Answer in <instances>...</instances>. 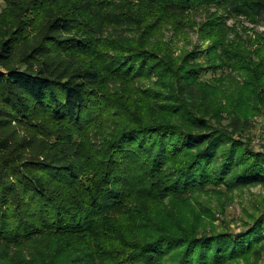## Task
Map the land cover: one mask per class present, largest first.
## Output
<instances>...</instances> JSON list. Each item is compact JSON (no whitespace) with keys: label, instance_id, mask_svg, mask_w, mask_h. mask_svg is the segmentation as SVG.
Returning a JSON list of instances; mask_svg holds the SVG:
<instances>
[{"label":"trees","instance_id":"16d2710c","mask_svg":"<svg viewBox=\"0 0 264 264\" xmlns=\"http://www.w3.org/2000/svg\"><path fill=\"white\" fill-rule=\"evenodd\" d=\"M1 1L0 264L257 263L264 209L228 230L198 197L264 188V35L226 22L264 0ZM198 10L181 62L159 34Z\"/></svg>","mask_w":264,"mask_h":264},{"label":"rangeland","instance_id":"374dc122","mask_svg":"<svg viewBox=\"0 0 264 264\" xmlns=\"http://www.w3.org/2000/svg\"><path fill=\"white\" fill-rule=\"evenodd\" d=\"M2 6L3 2L0 0V8ZM206 19L204 11H195L187 19L190 24L185 25L184 28L175 29L172 24L165 27L159 34V41L162 42L163 48L170 47L174 55L180 56L182 59L187 52L196 50L200 45L204 48L211 43V38L203 37L197 30ZM226 22L229 27L235 28L236 32H232L231 37L238 36L243 39L254 40L257 34L264 35L263 24L251 23L243 16H231L227 18ZM251 46L253 48L255 44L252 43ZM151 79L155 80L156 77L153 76ZM245 134L250 138L251 145L255 149H261L264 144V120L259 116H254L251 128ZM198 198L204 206L210 208L214 213L211 219L214 224L218 228L225 227L228 230H239L242 222L249 219L251 214L264 209V188L259 185L235 189L219 198L212 193L202 194ZM238 262H242V260ZM253 264H264V253L261 259Z\"/></svg>","mask_w":264,"mask_h":264}]
</instances>
